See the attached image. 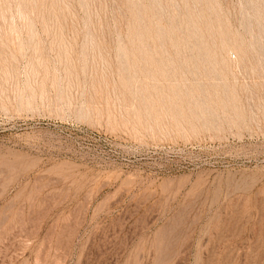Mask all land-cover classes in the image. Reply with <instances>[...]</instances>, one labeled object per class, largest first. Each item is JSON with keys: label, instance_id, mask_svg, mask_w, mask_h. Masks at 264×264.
Listing matches in <instances>:
<instances>
[{"label": "rangeland", "instance_id": "374dc122", "mask_svg": "<svg viewBox=\"0 0 264 264\" xmlns=\"http://www.w3.org/2000/svg\"><path fill=\"white\" fill-rule=\"evenodd\" d=\"M0 264H264V0H0Z\"/></svg>", "mask_w": 264, "mask_h": 264}, {"label": "bare ground", "instance_id": "6f19581e", "mask_svg": "<svg viewBox=\"0 0 264 264\" xmlns=\"http://www.w3.org/2000/svg\"><path fill=\"white\" fill-rule=\"evenodd\" d=\"M235 63V62H234Z\"/></svg>", "mask_w": 264, "mask_h": 264}]
</instances>
